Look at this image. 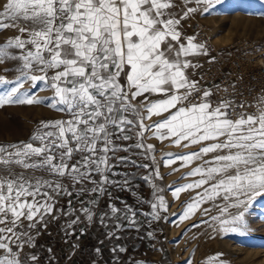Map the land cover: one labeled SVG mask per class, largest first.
I'll use <instances>...</instances> for the list:
<instances>
[{
  "label": "snow or ice",
  "instance_id": "6c2138e0",
  "mask_svg": "<svg viewBox=\"0 0 264 264\" xmlns=\"http://www.w3.org/2000/svg\"><path fill=\"white\" fill-rule=\"evenodd\" d=\"M212 2L183 0L184 9L175 13V0H4L0 31L13 29L17 34L0 42V64L20 61V75L15 86L0 93V108L43 103L49 98L33 95L24 83L30 81L36 88L44 82L53 91L50 106L68 118L41 121L27 142L0 145V164L8 169L7 175H0V264H41L31 250L49 217L53 221L61 215L70 217L65 225L69 237L80 222L78 211L92 222L100 196L119 183L114 179L120 175L114 171L117 164L150 167L117 155L132 148L142 149V155L154 152V145L145 143L147 133L184 149L198 146L186 153H169L165 162L168 166L179 160L181 168H190L184 175L195 178L172 190L174 199L195 191L184 202L180 221L197 213L208 215L210 209L204 205L221 199L225 203L210 220L222 231L246 230L247 205L264 194V99L253 112L247 111L246 103L232 99L214 103L212 89L190 78L187 70L198 65L189 57L207 55V50L195 36H187L185 42L182 21L201 5L207 12ZM12 83L0 75V84ZM154 95L161 98L152 99ZM132 134L134 145L122 143ZM13 164L43 169L56 179L25 178L11 170ZM153 177L163 179L158 167L145 177L154 189L150 215L154 220L167 219L161 212L168 211L169 203ZM63 179L77 195H89L80 201L79 210L71 199L68 210L57 207L61 195L73 196ZM107 206L118 220L122 210L115 204ZM125 212L131 213L126 219L135 223V211L125 205ZM108 216L103 213L100 222ZM71 247L75 250L78 245Z\"/></svg>",
  "mask_w": 264,
  "mask_h": 264
},
{
  "label": "rangeland",
  "instance_id": "374dc122",
  "mask_svg": "<svg viewBox=\"0 0 264 264\" xmlns=\"http://www.w3.org/2000/svg\"><path fill=\"white\" fill-rule=\"evenodd\" d=\"M3 3L4 0H0V5ZM175 3L176 8L173 11L180 13L185 7L183 0H175ZM205 6L201 5L196 13L182 21L181 27L185 42L187 36H195V42L204 44L207 50V43L199 40L200 36L209 40V43L219 46L237 39L249 38L261 46V56L264 58V0H219V3L213 0L211 6H208L207 12L203 10ZM195 23L200 24V28L197 30L193 27ZM16 34L17 32L13 29L0 31V42ZM207 56L208 50L207 55L189 57L194 64L198 65L187 70L191 79L200 80L199 65ZM242 58L244 59L246 56L242 55ZM19 69L20 61L18 60H8L6 63L0 64V75L13 81L8 85L0 84V93L15 86L16 78L20 75ZM24 87L29 89L33 95L49 99L35 105L11 104L0 108V145L14 144L20 141L27 142L41 121L55 120L61 113L50 106L53 91L44 82H40L36 88H31V82L25 81ZM151 98L159 99L161 97L154 95ZM261 99H264V93L260 95L249 112L256 110ZM212 100L214 103L217 101L214 97ZM153 119L157 118L153 117ZM145 122L151 123V121ZM145 143L154 145V152L146 153L143 157L150 165L151 173L158 167L163 179L154 177L153 179L162 190L159 194L164 195L169 203L168 211L162 213V217H167V219L162 218L161 220L165 223L164 236L172 263L187 264L190 259L192 264H220L221 261H224L225 264H264V194L255 196L247 205L245 212L247 228L243 232L222 231L218 222L210 220V216L217 215L218 208L225 203L221 199L210 201L204 205L210 209L208 215L197 213L191 220L180 221L179 215L185 206L184 202L194 197L195 191L182 192L179 199H174L172 190L195 178L184 175L190 168H181L179 160L168 166L165 162L170 159L169 153H186L197 150L198 146L184 149L173 144L170 140L161 141L151 136L150 133L146 134ZM152 156L155 157V161L150 158ZM194 166L195 164L192 165V167ZM19 168L24 169L15 164L11 166V170L15 174H19ZM173 168H177L179 171H173ZM7 171L6 166L0 164V175H7ZM230 211L235 213L236 210L230 209ZM201 220L207 221V223H200ZM193 223L198 224V227H192Z\"/></svg>",
  "mask_w": 264,
  "mask_h": 264
},
{
  "label": "crops",
  "instance_id": "0c3cea01",
  "mask_svg": "<svg viewBox=\"0 0 264 264\" xmlns=\"http://www.w3.org/2000/svg\"><path fill=\"white\" fill-rule=\"evenodd\" d=\"M67 118V114L61 112L57 119ZM132 136L131 140L122 143L134 145L136 137L134 134ZM142 152V149L132 148L130 151L119 152L117 155L129 157L137 164H148ZM114 171L120 174L114 177L119 183L108 186L107 194L100 196L95 205L96 211L92 222H88L82 212H77L80 215V222L75 225V235L69 237L65 234L68 231L65 225L70 217L61 215L55 221L51 220V217L48 218L50 222L47 228L37 237L36 248L31 250L40 257L41 264H93V261L96 264H134L138 260L147 261V264H173L164 236L165 223L161 219H152L150 215V203L155 200L154 189L145 179L151 173L150 168L127 163L117 164ZM19 174L25 178L56 179L49 176L43 169L27 171L19 168ZM124 181L127 183L124 184ZM63 183L73 191V196L61 195L57 207L63 206L65 210H68L67 201L71 199L73 207L79 210L80 201H87L89 195H77L67 179H63ZM111 204H115L122 210L118 220L112 217L110 208L107 206ZM125 205L135 211V223L126 219V215L131 216V213L125 212ZM85 206H88L87 203ZM103 213H108L109 216L104 223H101L99 218ZM116 223L122 226L115 228ZM109 232H114L115 235L109 236ZM150 232L153 233L152 236L148 235ZM72 244H77L78 247L73 250ZM118 247H123L126 251H112ZM49 248L52 249L51 253L47 251ZM97 248L100 249L99 253L96 252Z\"/></svg>",
  "mask_w": 264,
  "mask_h": 264
},
{
  "label": "built area",
  "instance_id": "2783aa9c",
  "mask_svg": "<svg viewBox=\"0 0 264 264\" xmlns=\"http://www.w3.org/2000/svg\"><path fill=\"white\" fill-rule=\"evenodd\" d=\"M193 27L197 30L200 24L195 23ZM199 40L207 43L208 50V56L199 65L200 86L211 88L216 100L225 98L232 99L235 103L244 102L248 105L247 111H250L264 93V58L261 56V46L249 38L237 39L221 46L209 43L203 36ZM242 55L246 58L243 59Z\"/></svg>",
  "mask_w": 264,
  "mask_h": 264
}]
</instances>
